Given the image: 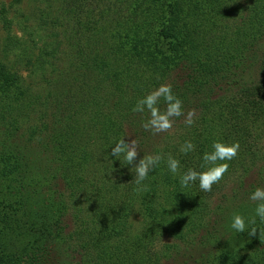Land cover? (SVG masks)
<instances>
[{
  "label": "trees",
  "instance_id": "obj_1",
  "mask_svg": "<svg viewBox=\"0 0 264 264\" xmlns=\"http://www.w3.org/2000/svg\"><path fill=\"white\" fill-rule=\"evenodd\" d=\"M59 1L33 19L0 0V264H250L262 254L257 234L234 232L230 218H251L248 196L264 186V170L250 180L246 163L264 139V0ZM160 84L184 115L153 133L134 109ZM120 138L162 156L143 191L108 155ZM187 140L195 149L182 154ZM215 140L240 144L228 171L211 191L181 188L167 157L200 170ZM230 181L235 200L212 201ZM137 209L146 223L134 234Z\"/></svg>",
  "mask_w": 264,
  "mask_h": 264
},
{
  "label": "clouds",
  "instance_id": "obj_2",
  "mask_svg": "<svg viewBox=\"0 0 264 264\" xmlns=\"http://www.w3.org/2000/svg\"><path fill=\"white\" fill-rule=\"evenodd\" d=\"M161 101H163V108L160 106ZM134 110L139 113L147 112L148 117L142 127L153 133L171 129L173 118L184 115L183 102L173 93L170 84H160L155 90L139 99ZM192 116L193 113L188 112L185 119L188 126L193 124ZM194 149L195 145L187 140L181 145L180 152L188 154ZM239 149L238 141L215 140L211 143L210 150L202 154L203 163L200 170L188 168L181 172L180 160L171 155L166 160L167 170L173 176H178L181 188H188L198 181L199 188L208 192L212 190L213 184L219 182L228 171L227 161L233 160ZM108 155L113 161H119L122 158L125 167L130 166L128 171L135 174L134 183L138 186L137 191L144 190L143 182L162 160V156L158 154L140 155L136 140L126 138L118 139L110 148ZM248 200L255 202L254 215L247 218L238 211L234 212L230 218V228L236 233H247L249 237H253L257 232H264V186H257L249 194Z\"/></svg>",
  "mask_w": 264,
  "mask_h": 264
},
{
  "label": "rangeland",
  "instance_id": "obj_3",
  "mask_svg": "<svg viewBox=\"0 0 264 264\" xmlns=\"http://www.w3.org/2000/svg\"><path fill=\"white\" fill-rule=\"evenodd\" d=\"M5 3H6V5L8 7L11 4L15 5L16 7H18V6L21 7L24 10V12H26L25 14L30 15L33 19H34L35 15H36V11H37V14L39 16L40 11L48 9V8H51V10H52L55 7L56 8L59 7V9H61V2L59 0H5ZM251 66H252L251 69H249L248 73L244 77V80H246L248 83L254 81V78L257 79L258 78V73H259V71L257 70V66H254V65H251ZM27 68L28 67H24L22 65H19V68H16V70L20 74H22L25 77H27V81H28L27 83H31V81L28 79L29 78V72L27 71ZM63 68H65V65L63 63H61L59 68H56L55 70H51L50 68L49 69L47 68V70H46L47 76H49L50 80L60 81V80H58L57 76L60 75V72H61V70ZM66 73H71V75H74V77L77 75V72H74L73 70H72V72H66ZM61 78H64V76L62 75ZM31 79H32V77H31ZM35 79L38 81L37 77H35ZM32 81H34V80L32 79ZM67 81H68V78L64 80V84ZM39 84L42 86L43 82L39 83ZM40 85H39V87H41ZM51 86H52V90H53L54 86H56V84L52 83ZM261 148H262V150L257 152V155H255V157L249 156L246 159V163H249L247 165L251 168L250 172H249L250 175H248V176H250V180L256 179L257 173L259 172L260 169L262 171L264 170L262 168L263 165H264V139H263V144H262ZM30 154H32V156H30V159L32 160V162H34V165H36L34 169L38 170V168H40L41 171L44 172L45 169L43 167L42 161L36 155H34L35 153H33V152L28 153L27 157ZM50 172H51V170H48L45 174L50 173ZM248 178L249 177H247V179ZM225 186H226L225 190H223V191L219 192L218 194H216L212 198V201H216V200L219 201L220 198L222 197V195H225V197H228V198H233L232 196L234 194V188L236 186V183H232L230 181ZM61 187H65V185L62 184ZM235 195H236V193H235ZM237 197L239 198V194L238 193H237ZM250 206H252L254 208L255 207V202L250 201ZM129 223H131V230H132L131 232H134V234L135 233L139 234L142 231V229L144 228L146 220H145L144 215L141 213V211L137 209L136 211L133 212ZM70 225L72 226L71 221H70ZM166 241H169V240H166ZM255 242L257 244L261 245L262 254L259 255L258 257L252 258L250 264H264V232H258L257 233ZM242 246L243 245H241L237 241L233 242V249H238V250H236L237 252H239V250H240V248ZM187 253H189V254H187ZM190 253H191L190 250L186 251L187 259L190 257V255H191ZM233 258H234V255L231 256L228 259L237 260V259H233ZM162 264H165V262H163ZM166 264H171V263H166Z\"/></svg>",
  "mask_w": 264,
  "mask_h": 264
}]
</instances>
